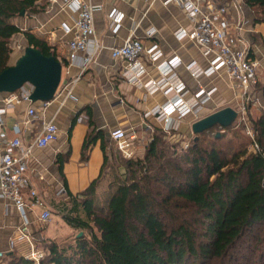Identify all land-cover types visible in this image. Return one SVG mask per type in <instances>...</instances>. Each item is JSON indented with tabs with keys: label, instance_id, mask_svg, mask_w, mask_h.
Instances as JSON below:
<instances>
[{
	"label": "trees",
	"instance_id": "obj_1",
	"mask_svg": "<svg viewBox=\"0 0 264 264\" xmlns=\"http://www.w3.org/2000/svg\"><path fill=\"white\" fill-rule=\"evenodd\" d=\"M242 1L254 23H264V0ZM44 7L40 0H0V74L11 64L10 44L19 33L28 46L57 58L46 41L13 21ZM256 90L264 98V86ZM249 115L260 152L243 151L225 164L200 139L180 151L156 127L144 158L127 160L101 197L99 181L109 162L103 143L100 176L81 194L70 195L62 214L77 237L68 245L43 243L39 264H249L253 244L264 259V112L252 118L250 106ZM100 136L95 131L86 136L83 156ZM258 256L251 264L262 262ZM6 259L7 264H34L15 251Z\"/></svg>",
	"mask_w": 264,
	"mask_h": 264
},
{
	"label": "crops",
	"instance_id": "obj_2",
	"mask_svg": "<svg viewBox=\"0 0 264 264\" xmlns=\"http://www.w3.org/2000/svg\"><path fill=\"white\" fill-rule=\"evenodd\" d=\"M40 1L45 6L42 11L17 17L13 21L23 32L28 31L46 41L63 64L62 84L58 89L60 96L45 112L46 116L57 124L60 136L57 141L45 148H35L30 163L33 171L43 173L46 178L45 182L37 181L35 175L32 179L52 215L54 209L55 212L58 210L63 214L68 207L66 203L70 202L69 196L81 194L100 176L104 164L102 144L107 143L106 155L109 157L111 147L115 145L110 137L113 130L130 127L140 129L144 123L160 127L153 117L145 119V114L156 105L164 103L168 97L162 91L151 93L145 86L128 82L123 76L122 64L116 63L112 58L111 48L120 46L132 34L146 47L154 43L158 44L165 57L177 55L182 59L183 64L178 67L177 73L194 91L198 90V86L185 65L196 61L205 68L207 61L197 46L187 39L176 38L175 32L180 27L187 28L190 25L186 15L177 5L164 6L162 0H83L93 5L101 4L103 9L94 13L99 49L93 61L81 72V68L69 62L67 43L73 34H66L62 27L63 24L72 26L75 14L64 7L62 0ZM110 14L122 16L117 28H115L116 24H112ZM240 16L254 22L252 10L244 3ZM255 25L256 32L247 34L246 37L253 45L252 56L260 62V66L264 67V46L260 43V40H264V23ZM150 28L156 30L153 38L146 35V31ZM13 40L22 47L28 46L24 33L17 34ZM65 61L68 62L67 65ZM148 71L149 74L144 77L145 81L157 76L153 65L148 66ZM76 77H79L76 83L64 87ZM215 83L218 92L206 104V110L213 108L217 100L223 101L224 98L233 95L225 80L214 77L202 80L203 86H214ZM119 99H123L125 105L114 107L113 104ZM25 108L26 105H22L8 113L5 130L8 137L14 134V123L23 120ZM37 131L38 128L33 125L22 130L24 146L31 143ZM93 131L101 133V136L83 156L86 136ZM61 184L67 190V194L63 196L57 195V189ZM24 196L28 202L30 200L28 193L26 192ZM29 213L36 243L39 238H49L54 235L53 228H62L64 224L65 227H70L57 217L51 218L52 221L48 223L39 221L41 209L36 208ZM22 224L23 220L17 208L0 198V249H7L9 238L17 234ZM25 249V244H18L15 252L24 256ZM5 262L8 263L7 259Z\"/></svg>",
	"mask_w": 264,
	"mask_h": 264
},
{
	"label": "built area",
	"instance_id": "obj_3",
	"mask_svg": "<svg viewBox=\"0 0 264 264\" xmlns=\"http://www.w3.org/2000/svg\"><path fill=\"white\" fill-rule=\"evenodd\" d=\"M62 1L64 7L76 16L72 26L67 24L62 26L66 34H73L67 43L69 62L81 68L83 72L99 49L94 13L102 10L103 5H93L83 0ZM162 4L177 5L186 15L189 27H180L175 36L179 40L187 39L197 46L206 59L207 66L203 68L196 61L185 65L198 86V90L194 91L177 73L178 67L183 64L182 59L177 55L165 57L158 44L146 47L132 34L120 46L111 48V56L116 63L122 64L123 76L128 82L145 86L151 93L162 91L168 97L164 103L148 111L145 119L153 117L160 127L166 130L173 129L179 120L197 116L218 92L216 83L214 86H203L202 80L211 77L222 79L231 89L235 101L233 107L237 111V118L233 124L241 126L252 139L249 153L260 152L249 115L250 106L254 105L256 99L260 62L252 56L253 45L246 37L247 34L256 32V25L253 21L240 16L243 10L242 1L162 0ZM110 18L117 28L122 16L110 14ZM155 34L154 28L146 31L149 38H153ZM150 65L154 66L157 76L145 81L144 77L149 74ZM78 79L79 77L74 78L64 87L71 86ZM33 90L34 87L27 83L14 93L0 95V198L13 204L23 220L17 234L9 238L7 249H0V264H6L7 255L14 252L18 244L26 245L24 256L34 264H39L45 255L44 249L37 247L33 237L29 212L36 208L41 209L39 221L50 222L51 211L32 179L35 175L37 181L45 182L46 178L43 173L33 171L30 163L35 148H45L57 141L60 136L57 124L45 114L60 94L58 95L57 90L52 101L33 102L31 99ZM22 105H26L23 120L14 123V134L8 137L5 132L8 113ZM113 105L121 107L125 102L119 99ZM29 125L35 126L38 131L31 143L24 146L21 134ZM155 128L151 123L142 124L140 129L117 128L111 132L110 137L122 156L131 159L138 149L145 146L148 142L147 137L153 135ZM26 192L30 197L28 202L24 196ZM66 194L67 190L61 184L57 189V195Z\"/></svg>",
	"mask_w": 264,
	"mask_h": 264
},
{
	"label": "rangeland",
	"instance_id": "obj_4",
	"mask_svg": "<svg viewBox=\"0 0 264 264\" xmlns=\"http://www.w3.org/2000/svg\"><path fill=\"white\" fill-rule=\"evenodd\" d=\"M260 43L261 45L264 46V40L262 41L260 40ZM26 47L27 45L22 47V45L17 43L16 40H13L11 42L10 44V48L12 49L11 64H13L16 61V59L22 54V52ZM257 74H258V84L260 88L261 86H264L263 65L259 67ZM230 105L232 106L235 105V101L233 99L232 94L229 95L228 98H224L223 101L217 100L216 104L213 105V108L208 110L204 108L202 111H200L197 114V116H193V118L179 120L173 129L166 130V128H163L162 126L159 127L162 128V131L166 133L165 142H167L168 144H178L179 150L185 151L189 149L192 143L194 142V140L196 141V138H198L201 140L202 145L206 147L210 151V153L218 154L219 156H221L222 157L221 160L225 162V164H228L229 160L238 153L246 151L247 154H249V150H250L249 147L252 139L247 134V132L243 130V128L239 126L237 123L233 124L229 128H220L216 126L211 131H206V135H201V134L196 135L192 132V124L197 119H201L202 117L210 113H213L219 109L225 108ZM261 112H264V98L262 97V93L256 90V99L254 101V105L252 106V118H257L259 115H261ZM252 125H253L252 131L254 132L255 135L254 124L252 123ZM154 133L152 136L147 137L148 142L145 144L143 148L137 150L136 155L131 159L124 158L121 152L117 150V147H115V145L111 147L110 156L108 157L109 158L108 165L104 170V174L102 175L101 180L99 181L100 182L99 195L101 197L107 191L109 185L112 182H116L119 179L120 175L124 172L123 165L127 160L137 161L144 158L146 149L153 140ZM218 134H220V136L223 135V137L218 138L217 137ZM52 215L53 216L51 218L57 217L58 219L65 221L61 212L59 213L58 210H56L55 212L54 209V214ZM65 226L66 225L64 224V227L62 228H58V227L53 228L55 234L49 238L48 237H45L43 239L39 238V240L37 241V247L45 250L43 243L48 241H55L62 245L63 244L68 245L69 243L73 242L75 237H77L78 232L72 229L71 227H65ZM252 248L253 251L251 253ZM252 248L249 251L247 257L248 259H251V261L250 262L246 261V262L251 264L255 256L257 259H259L258 254H260V261H262L260 264H263L264 259L261 258L262 251L258 252L254 244Z\"/></svg>",
	"mask_w": 264,
	"mask_h": 264
},
{
	"label": "water",
	"instance_id": "obj_5",
	"mask_svg": "<svg viewBox=\"0 0 264 264\" xmlns=\"http://www.w3.org/2000/svg\"><path fill=\"white\" fill-rule=\"evenodd\" d=\"M62 72L63 64L55 56H47L39 49L27 46L16 61L0 74V95L14 93L29 83L34 87L31 95L33 102L52 101L61 84ZM236 118L237 111L230 105L195 121L192 132L200 135L215 126L229 128Z\"/></svg>",
	"mask_w": 264,
	"mask_h": 264
}]
</instances>
